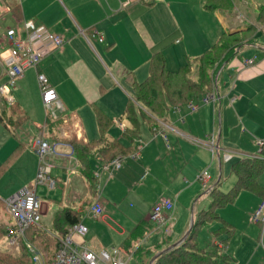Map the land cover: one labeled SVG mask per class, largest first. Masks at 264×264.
I'll use <instances>...</instances> for the list:
<instances>
[{"label":"crops","instance_id":"crops-1","mask_svg":"<svg viewBox=\"0 0 264 264\" xmlns=\"http://www.w3.org/2000/svg\"><path fill=\"white\" fill-rule=\"evenodd\" d=\"M205 3L206 0H0V55L7 47L8 28L26 20L45 25L63 35L66 41L62 50L52 51L36 68L25 71L13 90L15 102L29 117L27 122L33 120L38 132L46 120L38 81V72H43L57 91L63 107L61 116L72 114L78 138L89 141L100 137L93 108L96 104L114 121L109 138L130 144L123 136L129 123L119 119L133 97V83L148 77L150 57L163 52L167 68L176 71L189 58L209 49L222 33L248 28L256 21L264 0H233L232 10H209ZM17 6L22 10V21L12 11ZM81 31L88 35L98 31L104 35V41L90 36L89 42ZM260 32L264 33V25L259 26ZM258 36V44L238 49L239 53L220 68L218 74L223 71L219 76L217 103H204L202 97L194 99L192 101L198 104L197 112L193 111L196 113H190L187 107L190 101L171 107L167 119L160 121L171 147L161 135H155L143 124L138 156H133L134 153L123 156L122 165L115 170L112 179L108 180L109 173L102 168L104 161L98 155L93 158L91 163L95 175L100 174L99 183L106 186V190L112 187L111 197L103 194L105 211L99 217H93L90 211L95 200L84 206L90 191L79 164L57 160L53 169L56 179L58 183L64 182L63 188L68 185L70 190L68 199L62 197L58 199L62 204L57 203L60 207L70 206L83 212L82 222L88 227L87 235L84 238L76 236L77 241H84L96 252L125 247L122 254L126 261L133 258L132 252L140 244L154 248L167 239L172 245L189 232L194 214L197 213L195 221L201 211L209 208L211 189L218 187L224 193L233 189L238 181L237 174L232 171L236 161L246 157L264 158L259 154L261 147L257 143L264 140V39ZM244 49H251L253 53L244 55ZM250 58L255 62L246 65V59ZM0 80V84L6 81L1 62ZM30 103L34 107V117L28 111ZM3 105L7 104H1V110ZM24 124L8 128L0 121V168L13 151L23 147L0 175V222L8 226L12 218L6 211L5 199L25 186L34 185L38 172V155L28 144L37 132L19 135L18 129ZM58 133L60 137L69 136L63 127L58 128ZM212 137L219 147L216 154L208 152ZM226 153L230 156L228 160ZM211 160L217 164L215 169ZM199 168H202L200 171L207 169L208 183L196 185ZM136 173L143 181L137 190L124 181L125 175ZM258 182L264 188V172ZM161 186L164 188L156 192ZM151 188L155 189L153 198L148 195ZM187 191L190 199L181 203L179 197ZM122 193L134 194L138 201L135 210L127 216L123 215L126 207L117 202ZM258 193L243 190L233 202L218 209L220 219L217 221L220 227L229 225L227 233L216 232L218 227L213 233L222 239L214 235L213 247L208 242L204 248L211 250L219 246L227 257L222 264H264V224L250 221L251 214L263 199ZM164 199L175 200L173 234L166 237L161 231L154 230L141 240L131 239L130 232L141 222L149 221L155 204ZM42 201V219L52 223L53 227L54 215L60 207L53 214L51 205ZM3 215L8 219L3 220ZM43 226L46 227L44 222ZM112 232L118 234L114 243L108 235ZM232 240L233 246H230Z\"/></svg>","mask_w":264,"mask_h":264},{"label":"trees","instance_id":"trees-1","mask_svg":"<svg viewBox=\"0 0 264 264\" xmlns=\"http://www.w3.org/2000/svg\"><path fill=\"white\" fill-rule=\"evenodd\" d=\"M205 7L209 10H232L233 0H206ZM15 17L23 20L22 10L19 6L12 9ZM38 23V22H37ZM264 25V4L258 9L256 21L248 28L238 32H224L218 40L205 52L189 58L186 63L176 71L167 68V58L163 52H157L150 57L149 75L142 82L133 83V97L127 105L126 110L120 117V121H128L129 125L125 128L123 136L130 144H125L119 139H110L109 131L113 127L114 121L98 105L93 104L96 115L100 137L95 140L86 141L78 138L74 130L72 114L53 118L51 114H46V120L41 127L47 129V133L52 139L61 138L58 128L63 127L69 132V136L64 137L70 141L79 160L80 169L88 181L89 197L84 201V206L91 205L98 195L99 178L95 175V170L91 161L98 155L103 161H111L119 155L130 156L139 150V140L142 138V125L145 124L153 131L155 126H161L160 121H165L171 107L189 103L194 99H200L205 93L209 92L211 84L215 87L217 81L221 82L218 74L220 68L228 61H231L239 50L250 44L259 42V26ZM239 49V50H238ZM198 64L199 73L194 79L189 76L194 64ZM226 67V65H225ZM224 67V69H225ZM219 85L217 87L219 92ZM21 105L14 103L10 106L3 105L0 112V121L6 127L16 128L28 121ZM68 121H66V119ZM23 149L17 148L9 156L0 168V175L10 166ZM264 157V146L259 152ZM232 171L237 174L238 181L229 192L224 193L218 187L210 191L212 202L208 209L201 211L195 218L193 228L188 238L179 246L160 255L153 264H222L226 255L221 253L218 248L207 250L201 248L197 241V235L201 228L213 220L220 219L218 209L228 203L233 202L238 194L243 190L259 192L264 198V188L260 186L258 177L264 172V158L246 157L236 161L232 165ZM62 204V200H58ZM0 203H2L0 201ZM92 206V205H91ZM84 213L79 209L70 206H63L56 211L53 220V227L31 226L26 231L27 240L50 258L54 256L60 248V238L68 233V228L83 220ZM228 224L216 230V232H226ZM154 230L151 220L143 221L130 232L131 239L141 240ZM8 233V225L0 222V242L5 240ZM215 236H217L214 233ZM166 238V237H164ZM213 247V242H209ZM169 247L167 239L161 241L154 248L140 246L133 253L139 264L148 256L149 261L154 255ZM23 243L24 251L20 254L10 253L0 249V264H36L32 254Z\"/></svg>","mask_w":264,"mask_h":264},{"label":"built area","instance_id":"built-area-1","mask_svg":"<svg viewBox=\"0 0 264 264\" xmlns=\"http://www.w3.org/2000/svg\"><path fill=\"white\" fill-rule=\"evenodd\" d=\"M81 33L89 42H91L90 36L97 38L99 42L104 41V35L98 31L92 34L89 33V35L85 31H81ZM5 42L7 47L0 55L3 74L6 77V81L0 84V112L1 104L10 106L15 103L13 90L18 81L24 76L25 71L32 67L36 68L46 55L54 50H62L66 43L63 35L53 32L45 25L34 20H26L15 27L8 28ZM254 62L255 59L250 58L246 59L245 64L252 65ZM38 81L46 114H51L53 118L59 117L61 115L60 110L63 107L58 99L56 89L49 77L43 72H38ZM218 98V89H215L205 94L202 100L207 104L211 102L215 104ZM188 105L192 108V111L198 110V104L193 101ZM56 110H59V114ZM153 133L161 135L167 140L168 147H171L163 126H155ZM257 143L261 148L264 146V140H258ZM28 144L35 150L39 158L35 183L32 186L19 189L5 199L6 211L12 218L5 238L8 239L11 248L14 250H22L21 241L25 239L28 228L31 226L44 227L42 224L43 201L38 195L37 189L40 185H47L51 189L57 187V179L53 177V169L57 166V160L79 164L73 144L64 137L59 139L50 138L46 127H40L37 134L30 137ZM208 146L213 154H216L219 150L214 137L210 139ZM141 147L142 144L133 156H138L137 153L140 152ZM225 159H230L228 153L225 154ZM122 162L123 155H119L111 161L103 162L102 168L109 173L108 180L113 178L115 170L121 167ZM96 176L100 178L99 173ZM197 178L208 183L209 173L207 169L200 171ZM97 188L98 195L90 209L92 216L96 218L105 211L102 200L103 186L99 183ZM164 207L168 209L173 207L171 199H166L163 205H157L150 214V219L154 224L155 231H161L169 237L173 234V225L170 222V217L165 214ZM250 221L264 224V198L251 214ZM87 233L88 227L81 221L70 226L65 237H58L61 243L60 248L52 258L49 254H45L31 244H28L29 252L36 264H127L121 250L117 247H113L110 251L96 252L87 246L84 241L79 242L75 239L76 236L84 238Z\"/></svg>","mask_w":264,"mask_h":264},{"label":"rangeland","instance_id":"rangeland-1","mask_svg":"<svg viewBox=\"0 0 264 264\" xmlns=\"http://www.w3.org/2000/svg\"><path fill=\"white\" fill-rule=\"evenodd\" d=\"M259 35H260V37L262 39H264V33L263 32H260ZM250 50L251 49H244L242 52H243L244 55H247L248 56V55H251L253 53ZM240 55H241V53H240ZM193 66L194 67L192 68V72H191V74H189V76L191 78L198 79L197 78L198 73H199L198 64L195 63ZM225 76H227V74ZM140 82H142V81H140ZM218 85H219V82L218 81H215V87H214L213 84H211L210 87H208V91L209 92L214 91L215 89H217ZM17 86L15 87V89L17 88ZM219 89H220V85H219ZM207 93H205V94H207ZM187 107L189 108V111H190L191 114L197 112V111L196 112H193L192 111V108L189 105H187ZM42 109H44V114H45L46 113L45 106H44V108L42 107ZM28 111H29L30 116L31 117H34L35 111H34V107H33L32 103L29 104ZM56 111L59 114V110H56ZM24 132L26 134H32V133H36L37 132V127L35 125H33V120L32 119H30L29 122L25 123L21 128L18 129V134L19 135H22V133H24ZM236 132L237 133L239 132L238 129L236 130ZM110 136L113 137V133L112 132H111V135ZM244 137L246 138L245 135H244ZM24 140H26V142H28L27 139H24ZM208 152L211 153V150H209ZM216 159H217V157H216ZM210 163L212 165L214 164V169H215V167H217L216 162H213L211 160ZM202 168H199V171ZM55 176H56V172L53 170V177L54 178H57V176L56 177ZM124 178H125L124 181L127 182L132 188H135L136 187L135 190H137L138 189L137 187H139L141 185V182H143V181H140L139 180V177H137V173L134 174L133 176L125 175ZM65 182H66V180H65ZM202 182L203 181L199 180V181H197V184L196 185H201ZM63 187H64V182L57 183V187L55 189H51L47 185H40V186H38V189H37L38 195L40 196L41 200H44V201L48 202L49 205H51V210L50 211H52L53 214L60 207L56 200L61 199L62 197H64L67 200L68 197H69L70 190L68 188V185H66L65 188H63ZM103 188H104L103 189L104 196L105 197H111L112 195L110 193L112 191V187L110 189H108V190H106V186H104ZM163 188L164 187H162V186L159 187V189L156 192L161 191ZM153 190L155 191V189L151 188L150 191L148 192V195L150 197H152V198H153ZM72 194H74V192ZM154 198L156 199L157 197H154ZM117 199H118L117 202L119 203V206L126 207V208L123 209V215L124 216H127L129 212H133L135 210V208L137 207V205H138V201H137L136 197L134 196V194H131V193H129V195H128V193H122ZM188 199H190V193L188 191L185 192V194L181 198L179 197V201L181 203L188 202ZM208 199H210V198H208ZM197 206H199V204ZM196 215H197V213L194 214V216H196ZM2 219L3 220H7L8 217H6L5 215H3ZM43 222H44V225L47 228H51L52 227V223H49V221H46V220L42 219V224H43ZM218 227H220V223L217 220H214L209 225L203 227L199 231L198 236H197V241H198V244H199V246L201 248H204L208 244V242H211L212 241V238L215 237L213 232ZM254 230H256V229L253 228V234L255 235ZM152 232H154V230ZM158 234L161 235V233H158ZM108 235H109V237L111 239V242L114 243L115 236L118 235V234L116 232H112V233H108ZM238 236H239V234L236 236V238H234V240H236L238 238ZM217 237H219V238L222 239V236H220V235H217ZM209 238H211V240ZM140 246H142V244H140L139 247ZM230 246H233V240L230 242ZM110 248H108V249H110ZM118 248L121 250L122 253L125 252V247L123 248L121 246V248L120 247H118ZM0 249L1 250H4V251H7V252H10V253H14V254H20V253H22L24 251V249L23 250H14V249H12L9 246L8 242L6 241V239L5 240H2L0 242ZM136 249H135V251H136ZM134 252H132V253H134ZM228 252H230V251H228ZM132 257H133V255H132ZM150 257L151 256H148L147 258H145V260H142L141 263L142 264H149V262H150L149 261V258ZM126 262H127V264H139V262L137 261V259L134 258V257L133 258H129V261H126Z\"/></svg>","mask_w":264,"mask_h":264},{"label":"bare ground","instance_id":"bare-ground-1","mask_svg":"<svg viewBox=\"0 0 264 264\" xmlns=\"http://www.w3.org/2000/svg\"><path fill=\"white\" fill-rule=\"evenodd\" d=\"M165 201H166V199H164V200H162V201H159L158 203H156L155 204V206H154V208H153V210L155 209V207L157 206V205H163L164 203H165ZM171 203H172V208H170V209H168L167 207H164V212H165V214L167 215V216H169L170 217V222L172 223V225H173V231H174V223H175V217H174V215H173V209H174V206H175V200H173V199H171ZM153 210H152V212H153ZM151 212V213H152ZM193 225H194V216H193V218H192V224H191V228H190V230H189V232L186 234L187 235V237L185 238V237H183V242L188 238V236L190 235V233H191V230H192V228H193ZM185 235V236H186ZM6 239V238H5ZM6 241L8 242V239H6ZM182 242V243H183ZM23 243H25L26 244V246L28 247H26L27 249H29V246H28V244H31L28 240H27V238H26V233H25V239H22V241H21V244H22V250H23ZM181 243V244H182ZM8 244H9V242H8ZM32 245V244H31ZM9 246H10V244H9ZM34 246V245H33ZM11 247V246H10Z\"/></svg>","mask_w":264,"mask_h":264},{"label":"water","instance_id":"water-1","mask_svg":"<svg viewBox=\"0 0 264 264\" xmlns=\"http://www.w3.org/2000/svg\"><path fill=\"white\" fill-rule=\"evenodd\" d=\"M186 237H187V235L185 236V238H186ZM183 240H184V239H183ZM183 240H180V241H178V242H175V243H173L172 245H170L169 247H167L166 249H164V250H162V251L156 253V254L154 255V257L151 259V261L149 262V264H153L154 260H155L156 258H158L160 255H162V254H164V253H166V252L172 250L173 248L179 246V245L183 242Z\"/></svg>","mask_w":264,"mask_h":264}]
</instances>
